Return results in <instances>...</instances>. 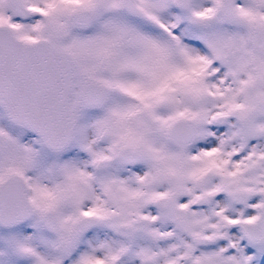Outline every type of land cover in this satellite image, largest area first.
Listing matches in <instances>:
<instances>
[{
  "label": "snow or ice",
  "instance_id": "1",
  "mask_svg": "<svg viewBox=\"0 0 264 264\" xmlns=\"http://www.w3.org/2000/svg\"><path fill=\"white\" fill-rule=\"evenodd\" d=\"M0 264H264V0H0Z\"/></svg>",
  "mask_w": 264,
  "mask_h": 264
}]
</instances>
